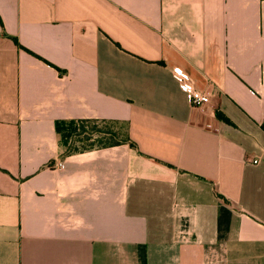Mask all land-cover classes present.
<instances>
[{
	"label": "crops",
	"instance_id": "crops-1",
	"mask_svg": "<svg viewBox=\"0 0 264 264\" xmlns=\"http://www.w3.org/2000/svg\"><path fill=\"white\" fill-rule=\"evenodd\" d=\"M0 264H264V0H0Z\"/></svg>",
	"mask_w": 264,
	"mask_h": 264
},
{
	"label": "trees",
	"instance_id": "trees-1",
	"mask_svg": "<svg viewBox=\"0 0 264 264\" xmlns=\"http://www.w3.org/2000/svg\"><path fill=\"white\" fill-rule=\"evenodd\" d=\"M16 42L18 43L17 39ZM22 47V46H21ZM217 115L221 118L223 116L220 112L217 111ZM102 120L97 119H83L80 122V130L77 134L78 141H81L82 143H85V141L92 139V134L99 133V134H108V136L112 137L110 141H107L103 143L104 145H98L97 147H105V146H113V145H119L121 143L130 142L131 145H135L134 142L130 139L127 132L122 131L121 129L114 128L113 126L109 125L107 126V129H102L100 127H97L94 125H88L89 123H96L100 122ZM104 122V121H102ZM94 147V146H92ZM82 149H88L89 147L82 146ZM79 148H75V150H78Z\"/></svg>",
	"mask_w": 264,
	"mask_h": 264
},
{
	"label": "built area",
	"instance_id": "built-area-1",
	"mask_svg": "<svg viewBox=\"0 0 264 264\" xmlns=\"http://www.w3.org/2000/svg\"><path fill=\"white\" fill-rule=\"evenodd\" d=\"M172 75L178 81L180 88L188 94L191 104L199 106L210 101L209 94L196 86L194 78L187 71L175 66L172 68ZM253 162L258 163L259 158H254ZM56 166L62 168L63 161H59Z\"/></svg>",
	"mask_w": 264,
	"mask_h": 264
},
{
	"label": "rangeland",
	"instance_id": "rangeland-1",
	"mask_svg": "<svg viewBox=\"0 0 264 264\" xmlns=\"http://www.w3.org/2000/svg\"><path fill=\"white\" fill-rule=\"evenodd\" d=\"M96 125L97 127H100L102 129H107V126L111 125L113 126L114 128H117V129H123V126L122 124L120 123H112V122H96V123H89L88 125ZM92 139H89L87 141H85V143H82L81 142V147L82 146H85V147H89L91 148L92 146H100V145H104L103 143L107 142V141H110L112 139V137L108 136V134H99V133H94L92 134Z\"/></svg>",
	"mask_w": 264,
	"mask_h": 264
}]
</instances>
